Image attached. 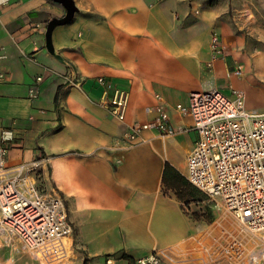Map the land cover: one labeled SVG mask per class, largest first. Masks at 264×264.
<instances>
[{
    "label": "crops",
    "instance_id": "obj_1",
    "mask_svg": "<svg viewBox=\"0 0 264 264\" xmlns=\"http://www.w3.org/2000/svg\"><path fill=\"white\" fill-rule=\"evenodd\" d=\"M169 1L75 0L79 13L52 36L66 63L46 50L45 39L48 23L65 16L62 6L8 0L0 7V147L8 148L10 169L4 178L42 160L39 186L64 197L73 235L67 258L51 264H135L155 252L161 264H213L211 231L165 191L166 166L186 178L197 141L192 120L177 106H187L193 93L223 90L238 60L255 59L239 50L242 41L226 20L229 0L197 20H186L188 12ZM214 35L225 58L212 63ZM71 75L79 85L67 84ZM38 77L40 94L30 99ZM115 89L128 96L124 123L103 105L105 92ZM160 106L176 135L145 132L124 146L129 127L155 119ZM12 243L0 239V264H45Z\"/></svg>",
    "mask_w": 264,
    "mask_h": 264
},
{
    "label": "built area",
    "instance_id": "obj_2",
    "mask_svg": "<svg viewBox=\"0 0 264 264\" xmlns=\"http://www.w3.org/2000/svg\"><path fill=\"white\" fill-rule=\"evenodd\" d=\"M8 0H0V7ZM220 37L212 39V63L225 58ZM242 77L243 68L232 73ZM43 77L30 87V99L40 94ZM70 86L80 83L68 76ZM99 84L111 89L103 78ZM231 95L214 88L191 94L187 106L177 111L192 120L197 141L187 161V180L203 195L221 205L235 228L211 229L208 249L212 263L264 264V113L249 111L242 91L228 86ZM232 96V97H230ZM158 100H161L157 96ZM103 105L124 123L126 93L115 89L104 94ZM145 132L172 137L176 130L163 106L152 121L129 127L128 139L138 141ZM8 148L0 147V239L15 238L27 254L51 264L67 258L66 241L73 235L64 197L39 186L42 160L20 165L7 177ZM162 255L152 253L135 264H161ZM107 264H113L111 259Z\"/></svg>",
    "mask_w": 264,
    "mask_h": 264
},
{
    "label": "rangeland",
    "instance_id": "obj_3",
    "mask_svg": "<svg viewBox=\"0 0 264 264\" xmlns=\"http://www.w3.org/2000/svg\"><path fill=\"white\" fill-rule=\"evenodd\" d=\"M203 1L205 2L195 4L194 0H171L169 5L173 6L175 3L178 5L180 12L184 14L188 12L186 20L189 17L197 20L208 6H220L218 0ZM228 5L226 13L228 18L226 20L234 31V37L242 41L239 50L244 56L250 57L252 61L255 60L252 64L238 60L233 71L235 72L239 67H242L244 71L245 67V75L243 77L234 76L227 80V84L222 89L226 95H231L228 90L229 85L242 91L245 95L248 110L264 113V58L258 57L264 53V0H229ZM218 18L220 19V17ZM195 23L196 21H193V24ZM132 144L133 142L129 141L124 146ZM165 191L168 194L175 195L182 202L184 210L194 217L197 222L196 225L198 224L203 229L211 231L210 229L217 225L226 228L237 226V222L227 216L219 203L212 201L199 192L181 174L177 179L166 182ZM9 240L13 242L12 249L14 248L16 252L23 251L19 241L11 237ZM38 262L45 263L40 259Z\"/></svg>",
    "mask_w": 264,
    "mask_h": 264
},
{
    "label": "water",
    "instance_id": "obj_4",
    "mask_svg": "<svg viewBox=\"0 0 264 264\" xmlns=\"http://www.w3.org/2000/svg\"><path fill=\"white\" fill-rule=\"evenodd\" d=\"M53 3L62 6L66 12L63 18H53L47 25L46 32H45V39H46V50L54 56L59 61L66 63L61 56H59L54 48L53 45V32L60 26H65L70 24L76 14L79 13V9L76 5L75 0H51Z\"/></svg>",
    "mask_w": 264,
    "mask_h": 264
},
{
    "label": "trees",
    "instance_id": "obj_5",
    "mask_svg": "<svg viewBox=\"0 0 264 264\" xmlns=\"http://www.w3.org/2000/svg\"><path fill=\"white\" fill-rule=\"evenodd\" d=\"M89 15H92V14H89ZM57 100H58V98H56V102H57ZM165 175H166V177L167 176L171 177L170 181H173V180L177 179V177L179 176V174H176V172L173 170V168H171L169 165L166 166ZM123 257H125V256H123Z\"/></svg>",
    "mask_w": 264,
    "mask_h": 264
}]
</instances>
